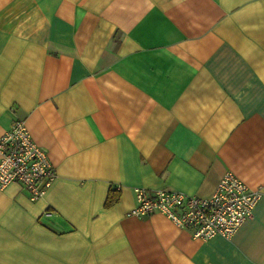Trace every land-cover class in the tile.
<instances>
[{
  "label": "crops",
  "instance_id": "1",
  "mask_svg": "<svg viewBox=\"0 0 264 264\" xmlns=\"http://www.w3.org/2000/svg\"><path fill=\"white\" fill-rule=\"evenodd\" d=\"M15 119L56 177L0 189V264H264V0H0V136ZM226 171L262 193L230 239L129 215L135 187Z\"/></svg>",
  "mask_w": 264,
  "mask_h": 264
},
{
  "label": "built area",
  "instance_id": "2",
  "mask_svg": "<svg viewBox=\"0 0 264 264\" xmlns=\"http://www.w3.org/2000/svg\"><path fill=\"white\" fill-rule=\"evenodd\" d=\"M25 120L15 119L0 136V189L21 183L31 200L39 199L54 182L56 172L46 151L31 137ZM135 206L129 215L143 217L160 212L194 238L230 239L248 219L262 193L250 189L232 171H226L209 196L157 188L135 187Z\"/></svg>",
  "mask_w": 264,
  "mask_h": 264
},
{
  "label": "trees",
  "instance_id": "3",
  "mask_svg": "<svg viewBox=\"0 0 264 264\" xmlns=\"http://www.w3.org/2000/svg\"><path fill=\"white\" fill-rule=\"evenodd\" d=\"M117 191L115 190H110L108 192V196L106 198V201H105V205L108 206V205H111L113 204L114 202L117 201L118 199V193H116Z\"/></svg>",
  "mask_w": 264,
  "mask_h": 264
}]
</instances>
